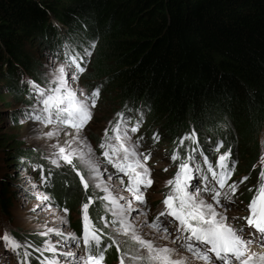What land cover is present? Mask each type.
<instances>
[{
	"label": "trees",
	"instance_id": "obj_1",
	"mask_svg": "<svg viewBox=\"0 0 264 264\" xmlns=\"http://www.w3.org/2000/svg\"><path fill=\"white\" fill-rule=\"evenodd\" d=\"M92 43L77 87L86 93L99 88L97 103L110 101L113 113H125L130 125L141 120L135 136L147 141L142 151L163 147L171 156L193 130L195 143L179 147L182 157L196 148L195 162L204 169L203 156L214 165L228 151V183L243 186L236 197L246 207L261 182L255 163L264 134V0H0V172L12 165L0 176V211L7 220H13L14 180L29 173L58 209L82 214L86 194L75 172L52 166L9 134L5 122L17 126L35 102L29 79L47 83L38 48L63 62L66 47L81 51ZM34 165H42L45 176L52 170L46 185ZM242 177L247 179L240 183ZM88 213L97 228L103 227L101 216L110 217L96 199ZM70 226L81 236L82 218ZM5 230L35 248L47 239L0 219V235ZM29 252L27 264H40L44 257ZM117 257L114 245L104 251L106 260ZM18 258L23 260L22 251Z\"/></svg>",
	"mask_w": 264,
	"mask_h": 264
},
{
	"label": "snow or ice",
	"instance_id": "obj_2",
	"mask_svg": "<svg viewBox=\"0 0 264 264\" xmlns=\"http://www.w3.org/2000/svg\"><path fill=\"white\" fill-rule=\"evenodd\" d=\"M94 46L92 43L81 51L66 47L63 62L53 61L48 70L46 85L29 79L30 98L35 102L24 110L21 119V123L32 121L38 127L51 126V130L42 135L49 139L55 137L56 142L47 145L48 154L44 158L57 169L67 165L79 177L86 194L81 209L82 234L77 236L64 231L68 209L53 210L52 197L40 193L38 185L30 184V188L36 190L32 195L40 202L30 211L47 209L53 218L45 220L43 230L38 233L48 238L42 248H35L5 230L0 235L5 248L18 257L23 252V260L18 264H27L29 249L44 257L40 264H103L104 251L111 245H116L120 253L119 264H192L193 260L200 264H264V167L259 173L261 182L247 204L249 214L229 217L227 211L236 203L238 190L237 182L228 183L233 167L228 160L229 152L220 154L214 165L201 152L204 169L195 162L196 148L189 149L182 157L179 147H183L186 140L195 143L193 130L180 138L179 147L170 156L172 162H178L177 171L165 182L167 191L161 201L162 210L149 221L145 192L154 183L147 164L152 152L141 151L144 138L135 136L141 120L130 125V117L117 112L115 121H109L103 131L97 155L83 135V129L93 118L100 89L86 93L73 87L85 72L84 65ZM61 135L63 141L59 139ZM152 139L157 142L160 137L153 133ZM221 146L222 142H217L216 149ZM261 163L264 164V158ZM33 168L40 169V185H46L53 175L52 170L45 176L42 165ZM197 173L201 175L203 187L193 191L190 185ZM246 179L242 177L240 183ZM200 182L198 180L197 184ZM89 189L102 195H87ZM94 199L99 200L111 216L110 220L105 216L99 218L103 221L101 228H97L88 213ZM240 219L246 225L236 227L229 222ZM50 223L53 226L49 227ZM129 240L133 242L132 248L127 246ZM81 241L84 255L79 254ZM161 241L168 243L161 245ZM253 245L260 250H253ZM73 247L77 250L73 251ZM181 249L189 255H181ZM45 252L51 256H44Z\"/></svg>",
	"mask_w": 264,
	"mask_h": 264
},
{
	"label": "rangeland",
	"instance_id": "obj_3",
	"mask_svg": "<svg viewBox=\"0 0 264 264\" xmlns=\"http://www.w3.org/2000/svg\"><path fill=\"white\" fill-rule=\"evenodd\" d=\"M44 51V52H43ZM36 56H41L44 60V63L46 64L45 69L48 72L50 67L52 66L53 61H57L54 58H50V55L48 54V51L45 49L39 50L37 49V52L35 53ZM47 72H46V78H47ZM67 78V76H66ZM71 82V81H70ZM73 87H77L76 81L73 83ZM83 91L85 89L80 88ZM113 106L110 101L104 99L101 103H97L95 109L93 110V118L89 121V123L85 126L83 129V135L87 138L88 142L92 145L93 149L96 151L97 155H99L98 150V144L102 138L103 131L105 127L108 126L109 121H113V118L115 117V114L113 113ZM7 112V111H6ZM11 123V122H10ZM8 126L7 132L11 135H16L17 138L24 140L25 144L31 147H34L40 154L41 157L44 158L48 154L47 145L52 144L56 142V138L53 137L51 139L44 137L42 135L43 132H47L51 130V126H37L32 121L25 120L23 123H19L17 126H14L13 124L6 123ZM61 141H63L64 137L61 135L59 137ZM147 144V141H143V146ZM152 155L147 162L148 166L152 170V179L154 181L153 185L145 192V199L147 201V204L149 206V215L148 220L151 221L155 215L162 210L161 205V197L164 195V193L167 191L165 187V182L172 178L174 176V172L177 171L176 166H174L172 161L170 160V155L164 151L163 147H157L156 149H152ZM260 156V162L262 158H264V134L261 136L260 144H259V153ZM45 159V158H44ZM152 159V161H150ZM47 160V159H46ZM48 161V160H47ZM12 165L10 167H4L2 171L0 172V176H2L5 172L10 170ZM167 169L166 171L164 169ZM83 171V170H82ZM110 171H113L110 169ZM23 177H19L17 180H14L15 185L11 187L14 192H16V198L13 199L14 205L12 206L11 210L9 211V216L13 218L11 222L7 220L5 217V213L0 211V219L3 220L6 224L12 223L20 226L21 228L30 227L31 230H33V233L37 234L40 238H48V237H42L38 235L40 231L43 230V222L45 220H52V216L50 215L49 210L47 209H39L38 211L32 212L30 211L35 205L39 204L40 202L37 201V199L32 195L29 196V194L36 191L35 189L30 188V184H35V181L30 177L32 174H26L22 175ZM200 175H198L194 182L191 183L190 187L194 191L197 187H199L202 183L197 184V181H200ZM17 185V186H16ZM92 191L91 194L93 195H102V193L96 192L94 194L92 189H89ZM42 193L41 191H39ZM48 195V194H47ZM57 212L59 209H54ZM240 211V207L238 203H235L231 205L227 211V215L229 217L237 216L238 212ZM82 218V214L79 215L77 213L74 214H66L65 219L67 221V224L64 226L63 230L66 232H72L75 235L79 236L77 231H74L72 227L70 226V223L72 220H75L77 218ZM108 219V216L105 217ZM142 218V217H141ZM111 219V216L109 217V220ZM230 223L234 224L236 227H240L242 225H246V222L243 219L236 220V221H229ZM49 227L53 226L52 223L48 225ZM251 231H254L253 229H249ZM147 231V230H146ZM247 233H245L246 235ZM54 239V237H52ZM161 245L168 243L167 241H161ZM81 246V245H80ZM79 246V254L84 255L82 248ZM116 248V252L118 254V257L115 259L110 260H103V264H119L120 260V253L117 251L116 245H114ZM127 246L129 248L133 247V242L128 241ZM171 246V245H169ZM43 245H39L38 248H42ZM124 245H122V248ZM259 248L256 245H253V250H258ZM77 249L73 247V251H76ZM181 255H189L184 250H180ZM18 257L14 252L8 251L3 241H0V264H18ZM192 264H200V262L193 260Z\"/></svg>",
	"mask_w": 264,
	"mask_h": 264
},
{
	"label": "bare ground",
	"instance_id": "obj_4",
	"mask_svg": "<svg viewBox=\"0 0 264 264\" xmlns=\"http://www.w3.org/2000/svg\"><path fill=\"white\" fill-rule=\"evenodd\" d=\"M258 250H260V249H258Z\"/></svg>",
	"mask_w": 264,
	"mask_h": 264
}]
</instances>
